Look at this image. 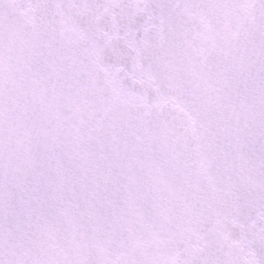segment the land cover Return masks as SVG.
Listing matches in <instances>:
<instances>
[{
    "label": "snow or ice",
    "instance_id": "snow-or-ice-1",
    "mask_svg": "<svg viewBox=\"0 0 264 264\" xmlns=\"http://www.w3.org/2000/svg\"><path fill=\"white\" fill-rule=\"evenodd\" d=\"M0 264H264V0H0Z\"/></svg>",
    "mask_w": 264,
    "mask_h": 264
}]
</instances>
